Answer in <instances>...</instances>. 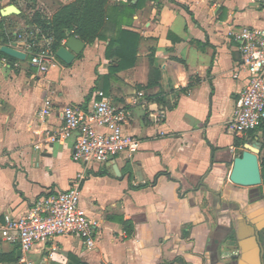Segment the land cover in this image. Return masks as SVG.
<instances>
[{"label":"crops","instance_id":"1","mask_svg":"<svg viewBox=\"0 0 264 264\" xmlns=\"http://www.w3.org/2000/svg\"><path fill=\"white\" fill-rule=\"evenodd\" d=\"M73 1L0 0V10L13 5L24 16L50 17ZM128 1L137 2L110 0L109 7ZM12 21L39 36L35 26ZM116 21L106 24L107 40L85 43L71 64L58 59L47 73L30 65L29 38L0 43L26 54L25 61L0 55V222L81 176L79 206L94 223L95 247L57 237L32 249L37 264H262L264 186L239 187L228 176L245 143L259 147V161L263 154L264 125L237 134L229 123L247 79L245 72L233 78L241 58L230 34L264 29V0H147L119 21L136 37L133 67L109 75L118 63L105 57ZM99 91L126 112L123 133L140 146L84 167L71 159L75 137H50L63 108L85 110ZM47 100L51 112L42 119ZM14 249L17 258L19 246L0 241L2 253Z\"/></svg>","mask_w":264,"mask_h":264},{"label":"built area","instance_id":"2","mask_svg":"<svg viewBox=\"0 0 264 264\" xmlns=\"http://www.w3.org/2000/svg\"><path fill=\"white\" fill-rule=\"evenodd\" d=\"M36 34H40L36 39L32 34L29 37L31 43L28 47L32 49L29 63L37 71L47 73L58 64V58L51 49V39L39 30ZM230 35L241 58L233 78L237 79L240 72H245L247 79L236 100L229 128L234 133L247 134L264 122V29L243 28L232 31ZM37 41L40 44H35ZM96 97L85 110L74 106L63 108L62 125L50 137L52 142L75 137L71 159L84 167L107 164L122 153L137 152L140 146L137 139L123 133L126 112L113 106L101 91ZM51 107V102L45 101L39 116L42 119L48 117ZM35 148L39 149V146ZM81 183L79 176L67 190L37 201L24 216L3 217L0 241L19 246L21 255L16 264H37L30 258L32 249L61 236L78 237L87 250L95 247L94 223L79 206Z\"/></svg>","mask_w":264,"mask_h":264},{"label":"trees","instance_id":"3","mask_svg":"<svg viewBox=\"0 0 264 264\" xmlns=\"http://www.w3.org/2000/svg\"><path fill=\"white\" fill-rule=\"evenodd\" d=\"M146 1L137 0L136 4H131V1H128L127 5L123 7H109L110 0H74L71 3L61 5L50 17H46L41 12L35 11L28 16H24L21 13L13 18L21 20L24 26H35L39 29L43 36L51 39V49L55 53L67 39V34L89 45L97 40H107L106 33H108L109 29L106 27V24L111 20L114 22L117 20L116 29L110 31L114 34L109 38L105 52V57L108 60L114 56L118 58L117 65L109 68V75H111L118 71L131 68L134 65L135 54L133 42L136 41V37L120 29L121 23L119 21L125 16L131 18L136 10ZM13 18L0 16V43L8 44L16 40L19 36H22L24 31L17 29L18 22L12 21ZM30 32L31 30H26L27 34ZM0 55L10 61H16L1 53ZM151 73L157 74V71L151 70ZM263 125L264 122L257 129ZM257 129L247 134H252ZM262 149V158L258 161L262 180L261 186H264V142ZM16 262V249L9 253H2L0 251V264H15ZM72 264L84 263L72 259Z\"/></svg>","mask_w":264,"mask_h":264},{"label":"water","instance_id":"4","mask_svg":"<svg viewBox=\"0 0 264 264\" xmlns=\"http://www.w3.org/2000/svg\"><path fill=\"white\" fill-rule=\"evenodd\" d=\"M20 11L13 5L7 6L0 10L2 17L11 15H19ZM66 42L56 51V57L66 65H69L83 50L85 43L78 38L67 34ZM0 53L4 56L25 61L26 54L18 51L13 46H1ZM243 152L239 157L232 161V169L229 173V181L239 187L250 188L261 186L262 180L260 175V167L258 161L259 147L245 143ZM115 171V169H113ZM20 251L17 253V258H20Z\"/></svg>","mask_w":264,"mask_h":264},{"label":"flooded vegetation","instance_id":"5","mask_svg":"<svg viewBox=\"0 0 264 264\" xmlns=\"http://www.w3.org/2000/svg\"><path fill=\"white\" fill-rule=\"evenodd\" d=\"M261 251H262V264H264V230L261 232Z\"/></svg>","mask_w":264,"mask_h":264},{"label":"rangeland","instance_id":"6","mask_svg":"<svg viewBox=\"0 0 264 264\" xmlns=\"http://www.w3.org/2000/svg\"><path fill=\"white\" fill-rule=\"evenodd\" d=\"M44 5H45V4H44ZM45 7H46V8H47V10H48V11H47V12H45V13H47V14H48V13L50 12V9H49V8H48L46 5H45ZM23 34H24V33H23ZM23 34H22V36H23L24 38H26V39H27V38H29V37H28V35H25V34L23 35Z\"/></svg>","mask_w":264,"mask_h":264}]
</instances>
